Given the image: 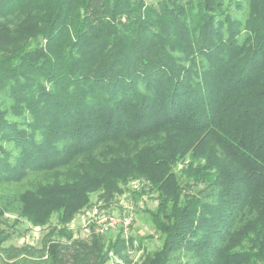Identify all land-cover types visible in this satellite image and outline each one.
Listing matches in <instances>:
<instances>
[{"label":"trees","instance_id":"1","mask_svg":"<svg viewBox=\"0 0 264 264\" xmlns=\"http://www.w3.org/2000/svg\"><path fill=\"white\" fill-rule=\"evenodd\" d=\"M133 180L139 264H264V0H0V255L49 225L55 264H102L57 226Z\"/></svg>","mask_w":264,"mask_h":264},{"label":"rangeland","instance_id":"2","mask_svg":"<svg viewBox=\"0 0 264 264\" xmlns=\"http://www.w3.org/2000/svg\"><path fill=\"white\" fill-rule=\"evenodd\" d=\"M137 180L130 181L128 188L115 201L105 206L96 202L92 196V205L78 211L64 227L58 224L57 229L69 232L71 239L88 241L95 235L107 249V259L102 264H139L147 252L160 245L159 235L152 224L149 211L154 210L157 201L154 194H131V190H139ZM134 191V192H135ZM133 208V219L128 226L120 225L107 231H100L99 221L103 217L124 218ZM11 219L15 216L6 213ZM56 222L53 217L51 224ZM122 238L121 251L108 248V243ZM68 244V237L52 230L51 226L23 224L15 229L14 234L6 240L5 245H14L20 249L18 256L21 264H55L49 247L50 243ZM28 251H25L26 248ZM4 256L0 255V260ZM11 259L4 257L0 264H9Z\"/></svg>","mask_w":264,"mask_h":264},{"label":"built area","instance_id":"3","mask_svg":"<svg viewBox=\"0 0 264 264\" xmlns=\"http://www.w3.org/2000/svg\"><path fill=\"white\" fill-rule=\"evenodd\" d=\"M133 219V208H129V213L122 219L117 217H103L99 221V229L104 232L112 228H116L120 225L128 226Z\"/></svg>","mask_w":264,"mask_h":264}]
</instances>
